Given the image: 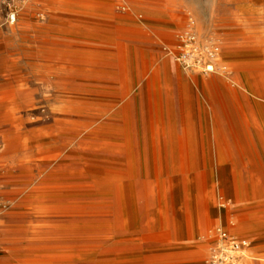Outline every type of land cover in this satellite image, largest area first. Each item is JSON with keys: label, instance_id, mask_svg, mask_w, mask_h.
I'll return each mask as SVG.
<instances>
[{"label": "rangeland", "instance_id": "1", "mask_svg": "<svg viewBox=\"0 0 264 264\" xmlns=\"http://www.w3.org/2000/svg\"><path fill=\"white\" fill-rule=\"evenodd\" d=\"M263 82L264 0H0V264H264Z\"/></svg>", "mask_w": 264, "mask_h": 264}, {"label": "built area", "instance_id": "2", "mask_svg": "<svg viewBox=\"0 0 264 264\" xmlns=\"http://www.w3.org/2000/svg\"><path fill=\"white\" fill-rule=\"evenodd\" d=\"M27 0H15L16 5L25 3ZM30 1V0H28ZM16 13L12 14L14 16ZM13 21V18H12ZM189 42L193 45L194 38H190ZM209 58L214 59L218 55V50L215 47H210L205 51ZM200 53L197 47H193L185 56V61L198 60ZM210 239L214 247L211 249L210 259L208 264H246L245 260L248 257L250 242L245 239H231V236L226 230L221 228L211 232Z\"/></svg>", "mask_w": 264, "mask_h": 264}, {"label": "bare ground", "instance_id": "3", "mask_svg": "<svg viewBox=\"0 0 264 264\" xmlns=\"http://www.w3.org/2000/svg\"><path fill=\"white\" fill-rule=\"evenodd\" d=\"M172 10V9H171ZM111 12V11H110ZM263 55V54H262ZM221 59V58H220ZM219 59V60H220ZM218 60V61H219ZM207 68V67H206ZM150 70V69H149ZM208 70L209 71H215V68L214 66H209L208 67ZM137 72V71H136ZM258 74V73H257ZM263 74V73H262ZM263 76V75H261ZM259 77V76H258ZM257 79V77H255ZM255 79V80H256ZM252 80V79H250ZM254 81V80H253ZM258 81V80H257ZM256 81V82H257ZM261 81V80H259ZM246 83V82H245ZM256 86V84H253ZM255 88V87H254ZM260 89L256 88V91L255 90H249L248 93H250L253 97H254V104L257 108H261V109H264V97L260 96L258 91L263 89L264 90V82L263 84H260L259 86ZM12 89V88H11ZM260 92V91H259ZM137 97V96H136ZM171 97V96H170ZM166 102V101H165ZM138 103V102H137ZM17 105V90L13 88V90H10L9 91V86L4 88V90L2 91L0 89V109H7L9 107H12V106H16ZM169 105V104H167ZM159 109V108H158ZM259 114V113H258ZM247 119V118H246ZM261 119V118H260ZM54 120V119H53ZM58 121V120H57ZM56 122V121H55ZM63 122V121H62ZM60 123V122H59ZM62 124V123H61ZM44 126V125H43ZM93 126V125H92ZM97 126V125H96ZM104 128V127H103ZM129 126L127 125L126 126V129H125V133H124V137H123V140H124V143L126 144V146L128 147L129 145H131V138L129 136ZM246 131H247V136L250 137L251 140H253V142L256 143L257 140L261 139L263 137V134H264V124L261 123V121L259 120V118H256V122H252V123H246ZM207 136V134H206ZM141 137V136H140ZM147 138V137H146ZM51 139V138H50ZM208 139V138H207ZM49 141V140H48ZM47 142V141H46ZM78 143V142H77ZM82 144V143H81ZM84 144V143H83ZM78 145V144H77ZM80 145V144H79ZM147 145V144H146ZM76 147V146H75ZM79 149V148H78ZM65 151V150H64ZM63 151V152H64ZM95 153V152H94ZM90 154V153H89ZM97 154V153H96ZM85 155V154H84ZM108 155V154H107ZM97 156V155H96ZM67 157V156H66ZM108 157V156H107ZM116 157V156H115ZM126 161H127V165L129 166L130 169L134 168V159H133V155H131L130 152H127L126 153ZM111 158V157H110ZM97 159V158H96ZM112 159V158H111ZM113 160V159H112ZM111 160V161H112ZM97 161V160H96ZM38 162V161H37ZM64 162V161H62ZM74 162V161H72ZM78 162V161H77ZM108 162V161H107ZM43 163V162H42ZM48 163V162H46ZM103 163V162H102ZM108 164V163H107ZM110 164V162H109ZM113 164V163H112ZM79 193V192H78ZM81 193V192H80ZM94 194V193H93ZM41 223V222H40ZM48 225L47 222H42V224L40 225ZM82 224V223H81ZM81 228L80 232L79 233H82L86 230L85 228V225L82 224V227H79ZM37 229V228H35ZM51 229V228H50ZM68 229V228H66ZM71 229V228H70ZM74 229V228H73ZM31 237V236H30ZM118 237V236H117ZM126 237V236H125Z\"/></svg>", "mask_w": 264, "mask_h": 264}, {"label": "crops", "instance_id": "4", "mask_svg": "<svg viewBox=\"0 0 264 264\" xmlns=\"http://www.w3.org/2000/svg\"><path fill=\"white\" fill-rule=\"evenodd\" d=\"M132 148V147H131ZM179 172H180V170H177V169H175L174 168V170L172 169L171 170V174L172 175H176V176H178V174H179ZM139 174H141V173H139V171H136L134 168H132V169H130V168H128V172H127V179L128 180H132V181H136V179H138L139 178ZM245 173L243 172V171H241V187H240V189H241V191H243V193H245V185L247 184L248 185V183L246 182V180H245ZM249 187V186H248ZM249 190H250V188H249ZM245 195V197H247L246 196V194H244ZM212 232V231H211ZM241 239H245V240H248L246 237L244 238V237H242ZM249 241V240H248ZM252 242H250V249H249V251H248V255L251 257V258H249L250 260L251 259H253L252 258V254H253V252H254V247H253V245L251 244ZM250 260L249 261H247L246 262V264H249V262H250Z\"/></svg>", "mask_w": 264, "mask_h": 264}]
</instances>
